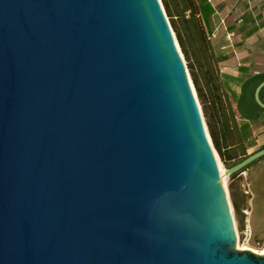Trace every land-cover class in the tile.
<instances>
[{"label":"water","instance_id":"obj_1","mask_svg":"<svg viewBox=\"0 0 264 264\" xmlns=\"http://www.w3.org/2000/svg\"><path fill=\"white\" fill-rule=\"evenodd\" d=\"M214 149L161 0H0V264H264Z\"/></svg>","mask_w":264,"mask_h":264},{"label":"crops","instance_id":"obj_2","mask_svg":"<svg viewBox=\"0 0 264 264\" xmlns=\"http://www.w3.org/2000/svg\"><path fill=\"white\" fill-rule=\"evenodd\" d=\"M205 1L208 2L207 7L211 11L208 19V27L212 30L209 33L211 52L219 58L216 71L245 79L260 76L259 81L264 80V0H197V3ZM233 88L240 91L237 85ZM261 92L264 97V88ZM223 101L226 102L225 97ZM232 105L236 123L226 111L229 118L228 132L224 139L221 138L222 134L218 133L228 166L242 160V153H252L251 149L264 142V113L260 120L251 123L241 116L234 100ZM215 107L217 113L216 115L213 113L212 118L218 131L223 126L224 108L218 102L215 103ZM244 122L250 123L251 135L246 139L240 134L241 131L238 132L243 137L240 141L238 134L231 131L235 127L240 130Z\"/></svg>","mask_w":264,"mask_h":264},{"label":"trees","instance_id":"obj_3","mask_svg":"<svg viewBox=\"0 0 264 264\" xmlns=\"http://www.w3.org/2000/svg\"><path fill=\"white\" fill-rule=\"evenodd\" d=\"M163 4L165 6V9L169 12L171 16H175L177 18H180L182 21H185L186 23H191L193 26L196 27L197 30L201 32V41L202 45H207V50L210 52V58L212 59V63H209L207 66L200 67V71L202 68H205L204 74H203V81L200 80V74H195L193 77V81L195 84V89H197L198 95L201 99L202 105H203V112L204 116L207 119L208 124V131L210 133V136L212 138V141L216 147V151L219 153L221 159L225 164H227V157L226 154L223 152L221 147V142L218 138V133L220 132L222 134L221 138H225V134L228 132V115L226 114L228 111L232 117V120L236 123L235 120V114L234 109L232 105V100H234L237 104V109L241 116L247 118L251 123L256 122L260 120L264 113V108L260 107V105L256 102L254 93L257 85L261 82L258 78L260 76H253L249 77L248 79L240 78L239 76H231L224 73H220L219 71H216V67L219 65V58L213 52H211V46L209 43V33L212 31L208 27V19L211 15V11L207 7L208 2H200L197 3V0H177V3H172L174 6V11L171 10V1L170 0H162ZM187 14H189V17H187ZM174 21L173 27L177 33V38L180 43V46L182 50L184 51L185 55L190 59L193 60L192 55L189 53L187 43L184 38V32L178 27ZM198 31V32H199ZM199 32V33H200ZM211 36V35H210ZM215 60V64H214ZM190 61V62H191ZM212 66H211V65ZM237 85L240 87V91H237V89H234L233 86ZM261 99L264 101V97L262 92L260 93ZM223 97L226 98V102L223 101ZM218 102L221 106L223 105L224 112L223 114V126L218 129V131L215 128V125L213 123L212 115L215 113L216 115V107L215 103ZM215 120V118H214ZM215 122V121H214ZM225 122V125H224ZM241 131V133H240ZM231 132H235L238 134V132L244 136L246 139L250 138L251 135L250 131V123L244 122L242 126L240 127V130L238 127H235L232 129ZM238 134V139L242 141L243 137ZM237 153H230V155H236ZM242 159L248 156L247 153H242ZM244 170V169H243ZM243 170L234 173L231 175V177H234L238 174V176H243ZM232 199H233V205L237 211L240 210V206L238 203L237 198L235 197L234 193H231Z\"/></svg>","mask_w":264,"mask_h":264},{"label":"rangeland","instance_id":"obj_4","mask_svg":"<svg viewBox=\"0 0 264 264\" xmlns=\"http://www.w3.org/2000/svg\"><path fill=\"white\" fill-rule=\"evenodd\" d=\"M170 1L172 5L171 10L174 11V6L172 3L174 2L177 3V0H170ZM164 9H165V6H164ZM165 12L171 23V26L173 28L176 38H177V33L173 27L174 21L178 23L177 24L178 27L184 32V38H185L186 43L188 44L187 47H188L189 53L193 57L192 61L188 59V57L185 55L184 51L182 50L180 46L178 38H177V41L181 48V52L183 54V58L187 65L192 83H194L193 81L194 73L195 74L199 73L200 80L203 81V74H204L206 67L202 68L201 71L199 68L207 66L209 63H212L213 65V62H212V59L210 58V52L206 51L207 45H204V46L202 45L201 32L197 30L196 27L193 26L191 23H186L185 21H182L180 18L171 16L169 12L167 11V9H165ZM214 64H215V60H214ZM193 87L194 89L196 88L195 84H193ZM195 93L197 96V100L199 102V107L204 117L205 124L208 129L207 119L204 116L203 105L198 95L197 89H195ZM213 146L215 147L214 143H213ZM263 147H264V142H260L259 145L251 149V151L255 152V150H259V148L261 149ZM247 154H251V153H247ZM220 160L224 168L228 167V165H226L223 162L221 157H220ZM243 172H244L243 176L242 175L238 176L237 174L234 177H231L227 175L225 188L227 190L229 201L231 203V208L233 211L235 226L237 230L240 232L242 229V226L247 221L249 222V225L251 228V232H252L251 236H243L241 238V242L243 243V245L244 244L250 245L254 249H257V248L262 249L264 247V156L255 160L251 164H249L246 168H244ZM246 191H249V193H247ZM232 192L234 193L235 197L238 200V203L240 206L239 211H237L233 205V199L231 195ZM244 210L248 211V214H246Z\"/></svg>","mask_w":264,"mask_h":264},{"label":"bare ground","instance_id":"obj_5","mask_svg":"<svg viewBox=\"0 0 264 264\" xmlns=\"http://www.w3.org/2000/svg\"><path fill=\"white\" fill-rule=\"evenodd\" d=\"M191 78V77H190ZM192 85H193V83H192ZM193 89H194V87H193ZM194 92H195V89H194ZM196 94V93H195ZM215 150V155H216V157H217V160H218V164H219V167H220V171H221V175H222V177H223V183H224V185H225V183H226V176H225V168L222 166V163H221V160H220V157H219V155H218V153H217V151H216V149H214ZM236 230H237V228H236ZM237 233H238V231H237ZM239 247H241L242 249H252V250H254L255 252H258V253H261V254H263L264 253V247L262 248V249H254L252 246H250V245H246V244H240L239 243Z\"/></svg>","mask_w":264,"mask_h":264},{"label":"built area","instance_id":"obj_6","mask_svg":"<svg viewBox=\"0 0 264 264\" xmlns=\"http://www.w3.org/2000/svg\"><path fill=\"white\" fill-rule=\"evenodd\" d=\"M242 173H243V175H244V172H242ZM246 192L249 193V191H246ZM244 212H245L246 214H248V211H245V210H244ZM237 231H238V230H237ZM251 234H252V232H251V228H250L249 222L247 221V222L242 226L241 231H240V232L238 231V233H237V235H238V246H239V243L243 244V243L241 242V238H242L243 236H251ZM257 249H260V248H257Z\"/></svg>","mask_w":264,"mask_h":264}]
</instances>
